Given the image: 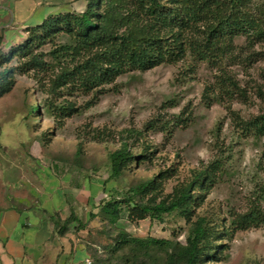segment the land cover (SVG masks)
Segmentation results:
<instances>
[{"label": "rangeland", "instance_id": "1", "mask_svg": "<svg viewBox=\"0 0 264 264\" xmlns=\"http://www.w3.org/2000/svg\"><path fill=\"white\" fill-rule=\"evenodd\" d=\"M257 2L264 7V0ZM85 6L86 0H0V73L22 63L8 53L25 45L34 26L49 15L78 13ZM68 44L72 40L60 33L35 45L48 66L40 73L16 75L13 90L0 99L1 117L18 120L35 135L41 160L48 156L68 167L80 165L88 178L106 182L103 200H121L161 172L167 175L157 194L165 196L215 163V181L199 195L196 211L224 229L216 243L223 246L219 261L210 264H264V225L246 231L231 227L235 214L252 208L264 212V134L246 128L264 114V39H235L233 58L222 66L238 84L228 95L218 91L222 71L190 57L122 75L102 93L86 94L73 86L57 89L60 67L69 59H56L52 52ZM38 103L44 114L29 115ZM50 106L76 112L60 125L47 114ZM124 143L133 155L154 154L152 161L133 164L121 177L109 179L111 154ZM188 230L178 214L162 221H133L123 206L116 225L102 214L82 240L93 264H170L167 252L186 244ZM120 233L126 234L128 245L119 247Z\"/></svg>", "mask_w": 264, "mask_h": 264}, {"label": "trees", "instance_id": "2", "mask_svg": "<svg viewBox=\"0 0 264 264\" xmlns=\"http://www.w3.org/2000/svg\"><path fill=\"white\" fill-rule=\"evenodd\" d=\"M258 0H86L83 11L47 16L30 32L25 45L11 49L9 56H18L22 63L0 73V99L15 86L17 74L42 72L48 64L44 54L34 51L35 45L63 33L72 44L56 48L54 58L69 59L60 67L56 88L77 87L86 94L102 93L106 86L133 71L146 72L161 65H176L188 57L195 63H208L222 71L218 91L227 95L238 89V84L223 71V64L232 59L235 39L246 35L252 41L264 39V7ZM22 47V48H21ZM68 61V60H67ZM207 93V91H206ZM207 95V94H206ZM211 98V94L208 95ZM74 108L50 106L47 114L58 123L70 117ZM38 103L29 115H43ZM246 128L264 134V114ZM152 155H133L128 144L111 154L109 179H116L133 164L152 161ZM215 163L195 171L192 178L174 186L172 192L157 194L167 172L130 190L121 200L100 202L97 213H91L86 223L75 228L86 229L92 221L102 218L116 225L125 206L130 220L162 221L165 216L178 214L189 226L186 244L172 246L167 252L170 264H210L219 261L223 246L216 243L223 235L217 225L197 215L200 196L215 181L218 171ZM106 184V182H105ZM139 197L141 200H137ZM199 200V201H198ZM74 219L73 217H71ZM264 225V212L252 208L244 214H235L231 227L246 231ZM81 227V228H80ZM61 233L66 231L60 230ZM126 234L120 233L119 247L128 245ZM151 244H169L150 241ZM93 263V260H92Z\"/></svg>", "mask_w": 264, "mask_h": 264}, {"label": "crops", "instance_id": "3", "mask_svg": "<svg viewBox=\"0 0 264 264\" xmlns=\"http://www.w3.org/2000/svg\"><path fill=\"white\" fill-rule=\"evenodd\" d=\"M39 152L35 135L0 113V264H80L90 256L86 229L75 228L98 212L105 183Z\"/></svg>", "mask_w": 264, "mask_h": 264}, {"label": "built area", "instance_id": "4", "mask_svg": "<svg viewBox=\"0 0 264 264\" xmlns=\"http://www.w3.org/2000/svg\"><path fill=\"white\" fill-rule=\"evenodd\" d=\"M80 264H93L91 257H87L82 263Z\"/></svg>", "mask_w": 264, "mask_h": 264}]
</instances>
